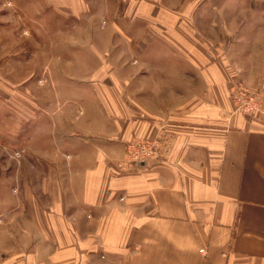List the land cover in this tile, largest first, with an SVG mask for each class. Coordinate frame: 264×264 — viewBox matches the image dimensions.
Here are the masks:
<instances>
[{"label":"crops","instance_id":"crops-1","mask_svg":"<svg viewBox=\"0 0 264 264\" xmlns=\"http://www.w3.org/2000/svg\"><path fill=\"white\" fill-rule=\"evenodd\" d=\"M119 2L178 58L120 61L124 75L91 83L82 116L60 111L70 138L40 178L50 199L33 205L29 192L19 221L0 225V264H264V120L244 119L227 93L239 77L264 91V63L257 77L210 61L206 42L172 27L183 12ZM135 136H165L158 159L127 162Z\"/></svg>","mask_w":264,"mask_h":264},{"label":"rangeland","instance_id":"rangeland-1","mask_svg":"<svg viewBox=\"0 0 264 264\" xmlns=\"http://www.w3.org/2000/svg\"><path fill=\"white\" fill-rule=\"evenodd\" d=\"M160 3L184 13L172 27L206 42L208 60L226 58L245 66L237 67L239 72L252 70L257 77L262 73L264 0ZM120 4L119 0H0V225L22 216L20 210L29 207V192L33 205L50 199L39 193L40 178L49 172L55 176L60 165L55 159L64 156L60 137L70 138V128L59 127L60 111L72 108L69 119L75 113L82 116L83 97L92 91L91 83L110 74L124 75L120 61L177 60V53L171 55L143 17L128 10L121 13ZM235 83L254 90L264 108V91L239 77L227 84L233 109ZM237 113L246 120H264V110Z\"/></svg>","mask_w":264,"mask_h":264},{"label":"built area","instance_id":"built-area-1","mask_svg":"<svg viewBox=\"0 0 264 264\" xmlns=\"http://www.w3.org/2000/svg\"><path fill=\"white\" fill-rule=\"evenodd\" d=\"M233 104L235 111L246 114L260 113L264 110L257 99V94L252 89L244 87L242 84L235 83L232 87ZM166 143L165 136H159L155 139L143 137H132L125 142V160L138 167L146 166L151 160L158 159L162 154ZM199 252L204 254V248Z\"/></svg>","mask_w":264,"mask_h":264}]
</instances>
